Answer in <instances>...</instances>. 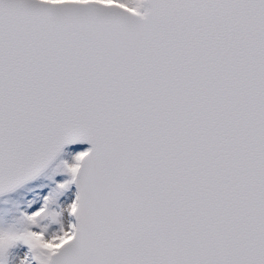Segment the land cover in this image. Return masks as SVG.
Returning <instances> with one entry per match:
<instances>
[{
    "label": "snow or ice",
    "instance_id": "1",
    "mask_svg": "<svg viewBox=\"0 0 264 264\" xmlns=\"http://www.w3.org/2000/svg\"><path fill=\"white\" fill-rule=\"evenodd\" d=\"M0 264H264V0H0Z\"/></svg>",
    "mask_w": 264,
    "mask_h": 264
}]
</instances>
